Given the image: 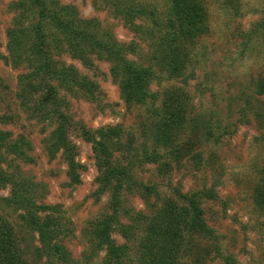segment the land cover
I'll use <instances>...</instances> for the list:
<instances>
[{
	"label": "rangeland",
	"instance_id": "374dc122",
	"mask_svg": "<svg viewBox=\"0 0 264 264\" xmlns=\"http://www.w3.org/2000/svg\"><path fill=\"white\" fill-rule=\"evenodd\" d=\"M57 1L76 8L81 18L93 19L102 35L108 32L118 43L136 45L125 56L151 66L154 77L148 90L154 101L127 105L110 74V62L103 57L90 54L89 65L68 52L56 56L53 52L56 63L73 66L96 85L89 95L61 91L66 136L78 164V179L72 180L64 150L48 151L59 118L44 119L33 110L38 94L28 95V84L25 88L20 84L30 68L25 63L15 67L8 60L6 33L18 0H0V130L8 133L0 144V217L14 228L27 263L51 264L46 257L39 258L38 236L22 221L24 212L9 202L14 181L24 182L34 204L48 206L43 213L59 220L63 234L58 242L68 252L67 264H107L105 249L95 247L91 229L112 213L114 191L113 186L100 190L93 144L84 133L117 126L120 136L112 149L113 159L130 167V181L135 182L124 179L118 190L121 223L145 233L154 206L172 199L180 208L183 203L176 191L190 194L205 189L214 194L210 198L204 193L200 201L212 237L183 235L175 264H264V94H255L258 78L264 80V42L255 39L245 45L246 40L241 41L264 13V0H237L236 8L225 0H203L209 13L208 30L189 39L191 61L178 74L158 68L151 60L148 41L124 27L101 0ZM170 95L175 102L172 108L184 110L180 124L176 126L175 120L164 131L151 111L157 108L167 116L162 111ZM246 107L251 110L244 112ZM19 139L22 142L15 152L8 145ZM142 186L150 189L151 197ZM112 238L118 245H127L124 263L138 264V242L124 240L116 226Z\"/></svg>",
	"mask_w": 264,
	"mask_h": 264
},
{
	"label": "trees",
	"instance_id": "16d2710c",
	"mask_svg": "<svg viewBox=\"0 0 264 264\" xmlns=\"http://www.w3.org/2000/svg\"><path fill=\"white\" fill-rule=\"evenodd\" d=\"M112 12L120 17L124 27L148 42L151 48V60L162 71H176L182 73L191 61L192 52L189 50V39L208 30L209 13L203 0H166V3H157L156 0H101ZM236 8L237 0H225ZM15 16L11 27L7 30L8 60L18 67L26 64L30 72L22 76V88L28 84V95L38 94L32 103L33 110L44 119L57 116L59 123L52 132L53 140L48 151L53 154L60 148L68 161V173L72 180L78 179V164L74 161V148L68 142L66 115L60 110L63 101L61 91L80 92L89 95L96 85L87 78L79 75L73 66L56 63L53 55L68 52L83 63L92 61L89 55L103 57L110 62V74L118 83L121 98L127 105L153 104L154 96L148 90V84L154 77L151 66H141L128 60L126 52H133L136 48L133 43L122 44L114 41L110 35L100 33L93 19H83L71 5L61 4L57 0H18L15 5ZM245 45L251 40L260 39L264 42V13L257 23L241 36ZM54 52V54H53ZM194 56V55H193ZM196 60V59H195ZM197 60L195 61V63ZM256 95L264 94V80L259 77L256 82ZM171 95L167 97L170 101ZM249 107V102L246 101ZM172 103V104H171ZM26 104V103H24ZM171 100L162 112L155 108L154 117L161 120L163 130L169 129L175 120L180 124V114L183 108L175 107ZM24 108H29L27 105ZM248 111L251 108H244ZM174 126L173 128H177ZM120 129L117 126H107L95 132L85 131L84 137L92 142L94 159L98 175L100 190L112 187V213L96 221L91 229L93 243L97 248L105 249L107 264H125L128 258L127 245H118L112 238L114 226L118 227L124 240L138 242V264H175L178 250L184 242L183 235L187 233L212 237V231L203 220L200 201L207 190L182 194L176 191L183 206L177 205L174 200L160 207L154 206L152 217L145 224V233L135 230L132 225H125L119 221L118 190L124 179L132 181L130 167L121 165L113 159L112 149L118 146ZM8 133L0 130V144L7 139ZM22 139L10 143L9 148L15 147L18 152ZM1 147V145H0ZM1 155V154H0ZM148 158V157H147ZM151 158V157H149ZM154 161L158 157L153 158ZM149 160V159H147ZM9 202L24 213L21 219L24 224L37 233L39 258H47L53 263L67 264L68 252L58 238L62 235L59 220L51 214H44L48 206L34 204L26 194L24 182L14 181ZM135 185V182L130 183ZM148 198L152 196L150 189L142 186ZM177 201V200H176ZM39 212L41 214H39ZM123 212H130L124 210ZM121 212V214H124ZM11 224L0 217V264H28L19 246L18 237ZM142 231L144 234L140 233ZM185 232V233H184ZM231 263V261H229Z\"/></svg>",
	"mask_w": 264,
	"mask_h": 264
}]
</instances>
